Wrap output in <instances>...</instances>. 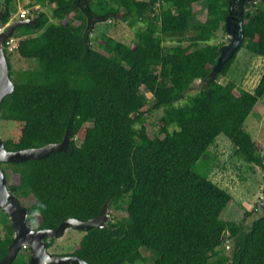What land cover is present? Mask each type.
I'll return each instance as SVG.
<instances>
[{
    "label": "trees",
    "instance_id": "16d2710c",
    "mask_svg": "<svg viewBox=\"0 0 264 264\" xmlns=\"http://www.w3.org/2000/svg\"><path fill=\"white\" fill-rule=\"evenodd\" d=\"M39 1L50 15L29 2L27 17H36V24L14 30L18 56L35 67L13 78L6 55L14 90L1 101L0 121L20 128L4 147L58 143L66 130L70 141L67 153L0 163L6 177L10 171L7 187L18 202L33 196L28 224L55 229L67 218L86 221L108 201L109 210L125 215L82 231L67 255L88 264H134L144 249L155 255L153 264H264V211L258 207L249 225L223 220L230 194L193 171L223 134L235 157L264 172V157L244 129L264 99V70L252 91L219 81L241 48L264 58V0L246 4L240 48L200 87L194 85L209 74L223 45L214 40L224 32L227 0H86L87 15L75 0ZM15 2L0 0V24L11 18ZM199 2L203 21L193 9ZM87 18H117L134 31L133 44L105 33L92 39L84 32ZM188 32L185 44L182 38L164 44L165 36ZM157 110V131H147V115ZM12 240L0 209V261ZM29 254L21 248L9 264H29Z\"/></svg>",
    "mask_w": 264,
    "mask_h": 264
},
{
    "label": "rangeland",
    "instance_id": "374dc122",
    "mask_svg": "<svg viewBox=\"0 0 264 264\" xmlns=\"http://www.w3.org/2000/svg\"><path fill=\"white\" fill-rule=\"evenodd\" d=\"M37 4L40 6L39 0H16L12 4L11 9L13 14L11 18L17 20L21 10H27L25 5L27 3ZM16 4V5H15ZM36 7V5H34ZM39 11H44L50 15V7L40 6L37 8ZM196 12V20L203 21L205 19L206 10L204 4L199 2L194 5ZM30 11V8H28ZM27 10V11H28ZM17 32L13 35L16 39ZM99 33H105L107 36L124 43L125 45H132L135 37L134 31L129 29L123 22L116 19H99L91 24L90 36L91 38L97 37ZM190 36V32L186 35L178 36H165L164 44L170 46L178 43V39L182 38L184 44L186 41L184 37ZM229 41V36L219 30L216 33L214 43L225 44ZM93 48H97L93 44ZM11 64L12 77L15 78L16 73L25 71L35 67L33 61L22 59L18 56L17 52L7 55ZM264 70V58L256 56L244 48H241L231 64V69L226 77L219 79L220 83L225 84L228 80H233L239 83L243 88L252 91L256 86L262 72ZM165 84V83H162ZM195 90L190 89V93ZM148 98L151 94L145 92ZM264 99L259 101L255 106L252 113L247 117L244 123V129L256 141L259 153L264 157ZM161 111L157 110L147 115V131L155 132L159 125V116ZM19 124L10 121H0V138L4 141L7 139L16 140L19 135ZM207 159H200L193 167L196 174L206 176L219 188L228 192L231 196V201L226 206L222 219L232 222H239L243 225H249L255 216L259 215L258 200L264 198V172L253 164H247L233 155L232 143L223 135H218L214 143L207 149ZM3 169L2 167H0ZM4 170V169H3ZM8 170V169H6ZM8 177L6 181L10 183V171L8 170ZM263 192V193H262ZM261 195V196H260ZM260 197V198H259ZM259 198V199H258ZM33 196H30L27 202H23L22 206L27 207L33 203ZM259 205V204H258ZM245 212H250L248 217L244 216ZM111 214V215H110ZM109 215L112 217L121 218L125 215L124 211L110 210ZM33 228V227H32ZM84 235V232L69 228L64 232V235L58 239L53 240L48 248L52 254H71ZM230 247V246H229ZM142 261H137L134 264H153L155 255L148 251L141 249ZM128 264V263H125Z\"/></svg>",
    "mask_w": 264,
    "mask_h": 264
},
{
    "label": "water",
    "instance_id": "95a60500",
    "mask_svg": "<svg viewBox=\"0 0 264 264\" xmlns=\"http://www.w3.org/2000/svg\"><path fill=\"white\" fill-rule=\"evenodd\" d=\"M77 0L74 2L76 3ZM77 7L88 14L86 0H78ZM257 0H227V14L224 19V32L229 36V41L219 47V55L209 74L194 86L207 85L217 76L225 63L230 60L240 48L244 40L243 17L247 3ZM99 19L91 18L85 28V34H89L91 24ZM35 25L36 17L24 20H14L0 24V104L7 95L14 90V85L9 76L6 54L3 43L13 34L14 30L22 25ZM85 46L88 42L85 40ZM70 137L66 130L63 138L58 143H50L38 148H28L19 151L6 150L4 141L0 138V163H19L26 160H39L53 153H67L69 151ZM263 208L264 203L259 204ZM0 209L7 214L13 230V240L8 246L7 253L0 264H9L21 248L29 250V264H88L75 255H56L49 252L46 242L55 240L64 235V232L73 228L86 231L91 228L103 229L106 227L110 215L108 201L100 209L96 217L81 221L75 218H67L55 229H34L27 222V209L22 206L7 187L6 174L0 168Z\"/></svg>",
    "mask_w": 264,
    "mask_h": 264
},
{
    "label": "built area",
    "instance_id": "2783aa9c",
    "mask_svg": "<svg viewBox=\"0 0 264 264\" xmlns=\"http://www.w3.org/2000/svg\"><path fill=\"white\" fill-rule=\"evenodd\" d=\"M26 14H27V12L23 11V12L20 13L19 17H20L21 19H24L25 16H26ZM17 42H18L17 39H15V38H13V37H11V38H9L8 40H6V41L4 42V45H3L5 51H6L7 53H12V52H14V51L17 49Z\"/></svg>",
    "mask_w": 264,
    "mask_h": 264
},
{
    "label": "clouds",
    "instance_id": "9594fccd",
    "mask_svg": "<svg viewBox=\"0 0 264 264\" xmlns=\"http://www.w3.org/2000/svg\"><path fill=\"white\" fill-rule=\"evenodd\" d=\"M40 6H37L36 5V7H35V9H37V8H39ZM28 10V9H27ZM27 10H21V12H23V11H25V12H27V14H26V16H25V18L24 19H26V18H32V17H27V15H29V10L27 11ZM20 12V13H21ZM20 13H19V15H20ZM19 15H18V18H17V20H24V19H21L20 17H19ZM10 21H14V19H12V18H10L9 20H8V22H10ZM0 31H1V28H0ZM11 37H13L12 35L9 37V38H11ZM8 38V39H9ZM14 38V37H13ZM7 39V40H8ZM17 39V41H18V38H16ZM3 45H4V43H3ZM3 49H4V47H3ZM17 51V49L14 51V52H16ZM4 52H5V54L6 55H8V54H12V53H7L6 51H5V49H4ZM199 82V81H198ZM197 82V83H198ZM263 193V192H262ZM261 196V195H260ZM260 198V197H259ZM258 198V199H259ZM261 203H264V198L262 197V198H260L259 200H258V204H261ZM257 204V206L259 207V205ZM259 209H262V211H264V207L263 208H261V207H259ZM26 248V247H25Z\"/></svg>",
    "mask_w": 264,
    "mask_h": 264
},
{
    "label": "flooded vegetation",
    "instance_id": "af4514ba",
    "mask_svg": "<svg viewBox=\"0 0 264 264\" xmlns=\"http://www.w3.org/2000/svg\"><path fill=\"white\" fill-rule=\"evenodd\" d=\"M76 3L79 4V1L77 0ZM56 255H62V254H56ZM68 256H70V255H68Z\"/></svg>",
    "mask_w": 264,
    "mask_h": 264
}]
</instances>
